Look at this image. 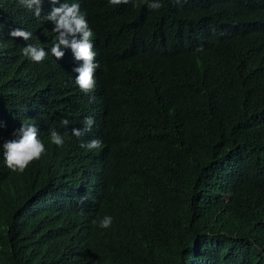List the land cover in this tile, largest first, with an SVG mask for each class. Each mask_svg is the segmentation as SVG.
<instances>
[{
    "label": "trees",
    "instance_id": "1",
    "mask_svg": "<svg viewBox=\"0 0 264 264\" xmlns=\"http://www.w3.org/2000/svg\"><path fill=\"white\" fill-rule=\"evenodd\" d=\"M185 1L159 0L162 7L152 10L144 0L120 6L76 0L97 40L90 103L69 80L71 50L59 60L50 51L56 33L43 16L62 3L43 0L36 18L19 0H0L5 28L30 30L44 42L34 45L48 52L39 64L0 59V139L8 127L20 128L15 118L23 115L43 130L46 148L43 164L33 163L0 197L7 264H61L39 227L46 195L56 202L55 215L66 209L64 200L69 204L73 236L95 215L112 217L107 229L94 225L87 259L184 264L230 221L240 246L215 250L217 264H264V35L254 37L263 23L249 12L253 0ZM118 33L144 45L149 61L159 50L182 54L183 62L166 69L167 89L158 100L144 76L134 78L132 59L107 52ZM94 112L102 148L87 157L78 154L74 142L84 141L71 129L83 128L77 118ZM50 130L65 135L62 147L50 143ZM0 173H7L1 162Z\"/></svg>",
    "mask_w": 264,
    "mask_h": 264
},
{
    "label": "clouds",
    "instance_id": "2",
    "mask_svg": "<svg viewBox=\"0 0 264 264\" xmlns=\"http://www.w3.org/2000/svg\"><path fill=\"white\" fill-rule=\"evenodd\" d=\"M106 0H104L105 2ZM20 4L31 11L36 18H40L43 8V0H19ZM53 5L62 3L58 7H52L51 11L43 16V19L51 22L54 27L52 31L56 33V42L51 47V54L57 60L63 58V49H70L74 58L68 68V77L74 90L83 96H87L91 103L94 98L96 87L95 73L99 67L95 51L96 39L94 31L90 29L87 20L80 11V4L76 0H49ZM65 2V3H63ZM112 6L127 5L132 0H107ZM184 2H186L184 0ZM144 3L152 10H159L162 5L159 0H144ZM214 1L211 6H214ZM249 12L254 13L263 23L264 29V0H253ZM264 35L257 32L255 42H259ZM34 38V39H32ZM42 44L30 30L21 27L8 25L5 28L3 10L0 8V59L5 60L6 64L21 65L34 62L42 63L48 56L44 48L34 45ZM107 52L114 58L127 56L134 61L136 70L134 78L144 76L147 80L146 89L154 99H159L166 92L168 77L166 69L177 67L178 62H183L182 54L166 56L159 50L152 61H149L144 45H134L126 36V33L113 35L112 39L106 44ZM226 54V52H225ZM92 111V110H91ZM97 112L94 115L86 114L78 117L84 123L81 129H71V134L80 140V145L74 142L81 149L79 155L91 157L94 153L100 156L102 143L97 139ZM15 120L19 124V129L15 132L12 127H8L7 134L1 135L0 139V162L6 174L0 173V197L18 184V175L24 174L33 163L38 161V165L43 164V155L46 152L43 142V130L39 128L36 120L32 117L27 118L23 115L16 116ZM63 126H67V119L61 120ZM50 143L57 147H62L65 143V135L50 130ZM73 148V147H72ZM76 149V148H73ZM168 156V155H167ZM52 193L58 190H51ZM50 194V193H48ZM66 209L58 210L55 215L53 209L56 206L55 200L46 195L38 215L39 227L48 239V248L54 253L55 258L61 264H113L106 259H87L83 250H92L95 243L96 232L94 225L107 229L112 224V217L101 213L87 220V226L81 236H73L68 228L74 212L71 211L69 204L64 200ZM60 218L62 228L57 227V219ZM106 233V232H104ZM216 236L207 240L203 245L198 244L193 254L187 255L184 264H217L213 252L220 248L236 250L240 246L239 235L233 229L232 223L227 222L226 227L215 232ZM0 264H7L0 254Z\"/></svg>",
    "mask_w": 264,
    "mask_h": 264
}]
</instances>
